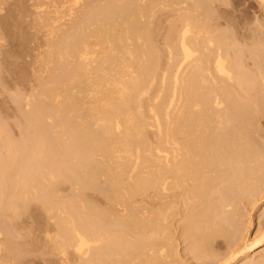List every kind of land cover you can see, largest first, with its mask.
<instances>
[{
	"label": "bare ground",
	"instance_id": "1",
	"mask_svg": "<svg viewBox=\"0 0 264 264\" xmlns=\"http://www.w3.org/2000/svg\"><path fill=\"white\" fill-rule=\"evenodd\" d=\"M47 1L38 0V8L46 4L49 7ZM49 1L60 3L53 7L54 11L44 6L47 13L49 9L50 14L55 12V18L73 19L76 14L74 20L82 19L74 25L64 23L67 30H60V35L53 33L55 27L43 37H47L49 49L40 51L41 59L40 52L35 53L41 60V70L47 68L48 75L34 72L38 75V92L35 90L37 94L30 96L33 101L28 102L29 110L22 113V120L27 118L28 126L38 129L37 134L21 133L22 140L14 141L0 123L4 134L3 138L0 136V234L6 233L5 219L15 225L34 207L39 225L52 223L54 227L55 231L48 228L46 235L53 251L58 257L73 254L77 260L73 264H169L175 261L170 255L166 221L169 212L181 204L186 213L182 232L192 238L190 252L197 255L212 250L217 238L229 234L222 223H229L234 215V197L254 188L264 171L263 151L257 143L250 142L251 137L248 140L247 130L255 125L254 118L261 108L252 94L260 85L259 77L264 83L259 54L254 53L256 70H249L242 61L243 51L232 48L230 39L225 40L227 34L211 29L219 27L210 23L207 14L206 21L198 20L199 17L192 21L189 14L182 23L178 21L180 25L176 21V25H167L168 36H163L166 65L167 70L174 66L176 70L173 74L171 69L169 75L165 65L169 76L164 73L158 81L164 72L160 74L159 69L164 66L161 62L165 49L160 42L156 45L162 51L155 46L151 23H156V12H162L157 7L161 0ZM50 14L47 17L53 15ZM171 16L166 18H177ZM45 20L46 24L51 21ZM35 24L40 25L36 21ZM237 120L244 125L240 124L241 129ZM233 125L239 130H233ZM63 185H68L67 193L61 190ZM35 234L39 237V232ZM238 234L233 235L234 244ZM5 242L8 252L4 253L16 258L26 251L29 241L18 245L7 235ZM252 244H244L240 250L247 252ZM6 258L9 262L12 259ZM69 258L65 257L71 263ZM65 259L62 260L66 262ZM242 264H264V260L254 262L246 257Z\"/></svg>",
	"mask_w": 264,
	"mask_h": 264
},
{
	"label": "rangeland",
	"instance_id": "2",
	"mask_svg": "<svg viewBox=\"0 0 264 264\" xmlns=\"http://www.w3.org/2000/svg\"><path fill=\"white\" fill-rule=\"evenodd\" d=\"M20 1L19 0H8V1L5 2V0H3V1L0 0V37H1V40H0V50H1L0 51V64L1 65L3 64V66H4L3 67L4 70H3L2 67H0V70H1L0 71V77H1V79H0V123L2 122L1 123L2 126L5 125L4 129L6 131L9 130L8 132L10 134H8V132H6V133L11 138H13L14 141H21L22 140L23 135L21 133H25L26 132L29 135V133L31 132L32 134H30V136H34L38 132V129H36L34 126H33V128L31 127L32 125L28 126L29 122H28L27 118L25 120H22L25 117L23 115V118H22V113L24 114L27 110H29L28 109V104H29L28 102L30 101V103L32 104L33 100L31 99V97L34 95V92H35V95L37 94L36 91L38 92V90H37L38 89L37 88V86H38L37 83L38 82H36L37 81L36 78L38 77V75L35 76L34 72L36 74H38V73L39 74H43L44 76L48 75L47 74L48 73L47 68L42 67V70H41V68L39 66V64L41 62V60H39V59H41V57H40L41 56V52L43 53V50L46 51L47 48H48V47L46 48V46L48 45L47 41H46L47 37H46L45 40L43 39V37H45V35L48 36L49 35L48 33L52 32L53 29H55V27H57L56 28L57 30L55 29V31H53V33H55L57 35H60V30H61V33L63 31H65L64 29L67 30V28H66L67 24H64V23L68 22L69 24L72 23L74 25V23L76 24L77 22L81 21V20H79L81 18L80 16H79L80 18L78 17L79 19L74 20V18L77 17V16H75L76 14L74 15V17L72 16L73 19L70 16L67 17V18L64 17L65 19L61 18L62 20L57 19V18H55L56 17L55 16V12H52L53 15L51 16L52 13L50 14V12H51L50 9H49L48 13L50 14L51 17H49V16L47 17V15H48V13L46 12L47 9L51 7V10H52L53 7L59 6L60 3L59 4L56 3L57 4V6H56V4L53 3L52 1L50 3L49 0L48 1L47 0H45V1L44 0H39L40 3H44V2L47 1L49 7H47V4L45 3L46 6L45 5L44 6L47 9L44 10V6H42L43 4H41V6H42L41 8L42 9L38 8V7H40L39 6L40 4L38 3V0H36L37 2L35 1L36 4L34 3L35 5H37V7L35 5H33V6L31 5V3L34 2V0H28V1L25 0L26 2L24 0H23V2L22 1L20 2ZM161 1L164 2L165 6L162 7L163 3L161 2L162 3V5H161V3L159 2L160 5H158L157 7L158 8H159V6H160V8L162 7V9L159 8V11L163 12V10H164V12L163 13L159 12L160 13L159 14L158 11H157L156 14H155V15H157V16H155V18L156 17L160 18V19H158V20H160V22H158V23L160 24V28L161 29H158L159 28V24L156 25V23L158 21L157 18L153 19V22H156V23H154V24L151 23V31L152 32L155 31L154 33H151V34H152L153 41H156L154 43L156 47H158L159 42H160V46L162 45L164 49L166 48L165 47V42L166 41H164V39H166V38H164V37L168 36L167 33H168L169 29L166 30V28H169V27L167 25H170L172 22H173L172 24L176 25V23L174 21L177 22V25H180L182 23V21L185 20L186 17L189 14H190L189 16L192 17L191 19L194 18L192 21H195L196 19H198V17H199L198 20L201 21V19H204V21H206L205 15L207 14L208 15L207 17L210 18L209 19L210 23L214 22L215 26L219 27V29L218 28L215 29L214 27H211V29L213 31H215V32H216V30L217 31L220 30V32H218V34L219 33H223V35L227 34V35H225L226 36L225 40L228 42L229 41L228 39H230L229 43H232V48L233 49L235 47H236V49L240 48L243 51L242 55L244 57H242V61L245 62V64L244 63L243 64L246 65L249 70H251V68L254 70V68L256 66L255 65V60L257 59V57H255L254 53L259 54V59L261 60L262 64L264 65V0H212V1L211 0H203L204 2L202 0H198L200 3L197 2L196 3L197 5L194 3L193 0H188V1L187 0H181V1L180 0H177V1L174 0L175 3L168 2L166 0H161ZM179 2H180V4H179ZM181 2H183V3H181ZM50 4H52V5H50ZM176 4L179 5V8H178V6H176ZM199 4H200V6H198ZM168 5H171V6L173 5L174 8L172 6L171 7L172 9H171L170 6L168 7ZM180 5L182 6L181 8H180ZM10 6H12V7H10ZM31 6L33 7V9L31 8ZM166 7H167V9H166ZM176 7H177V11L175 10ZM188 7H189V9H188ZM192 7H193V9H192ZM168 8L170 10H168ZM34 9H35V11H34ZM36 9L40 10V12L37 11ZM180 9H183L182 12H181ZM186 9H188V10H186ZM32 10L34 11V13H31V12H33ZM42 11L47 13V15L45 16ZM52 11H54V10H52ZM178 11L180 12V15L176 14V13H179ZM36 12L37 13L39 12V13L34 15ZM165 12L166 13L169 12V13L166 14ZM197 12H199V13L197 14ZM206 12H208V13H206ZM209 12L211 13V15H210ZM26 13H28V14H26ZM41 13H43V14H41ZM173 13H175V15H173ZM30 14H32V15H30ZM161 14H163V15H161ZM164 14L166 16H171V15H173V16L177 15L178 16L179 15V19H178L177 16H176L177 18L171 16L173 18L169 19L170 17L166 18V16H164ZM193 14H195V15H193ZM182 15H183V17H185L184 19H183V17H181L182 19L180 18V16H182ZM36 16L37 17L39 16L40 18L37 19ZM43 17H45L46 19H49L48 21H50V19H51V21L49 22L51 24L53 22H55V23L52 24L53 27H51L49 23L46 24V20H45V18L43 19ZM52 17L55 18L56 20L52 21V19H53ZM163 17H165V18H163ZM216 17H218L217 20L215 19ZM68 18L73 20V22L71 20L68 21L69 20ZM66 19H68V20L66 21ZM41 20H42V22H40ZM167 20H169V21H167ZM35 21H36L37 24L41 25V28L42 27H44V28L40 29V27H39L40 25H38L37 26L39 28V30H38L37 27H36ZM58 21H59L60 24L57 23ZM62 21H64V22H62ZM162 21H163V24H161ZM178 21H180L181 23H179ZM215 21H218V22H215ZM41 23L45 24V26H43ZM61 23L63 25H61ZM217 23H219L220 25H216ZM34 24H35V26H34ZM48 24H49V26H48ZM154 25H156V26H154ZM59 26L60 27L61 26H64V27L66 26V27L65 28L63 27L61 29V28H58ZM153 26L155 27V30H154ZM157 26H158V28H157ZM45 27H47V28H45ZM48 27H49L50 31H48ZM70 27L71 26L68 25V28H70ZM15 29H16V31H15ZM45 29H47V31H46L47 33L45 31H43ZM161 32L163 33V35L161 34ZM153 34H155V35L158 34V36L155 37V35H153ZM160 34H161L162 37L164 36V34H166V35L162 38V37L159 36ZM228 34H229V36L230 35L231 36L229 37ZM153 36L155 37V39H154ZM256 36L259 37L258 40H257ZM157 37L159 39H157ZM227 37H229V38H227ZM232 37H233L234 40L232 39ZM231 39L233 40V42H231ZM163 41H164V44H163ZM38 42H40V44H38ZM42 42H43V48L44 49H42ZM156 43L158 45H156ZM234 43H235L236 46L234 45ZM29 45H30V47H29ZM36 45L39 46V47H36ZM44 45H45V47H44ZM2 46H4V47H2ZM6 46L8 47V49H7ZM13 46H14V48H13ZM48 46L50 47V45H48ZM160 46L158 47L159 49H160ZM37 48H39V50ZM163 48H162V50H163ZM14 49H16V50H14ZM34 49H35V51H34ZM36 51L38 52V54H39L40 51L41 52L38 55V54H35ZM165 51H166V49L162 51L164 60H162V62H161V64H164V66L160 65V69H159L160 70V72H159L160 74L162 73V71H164V72L162 73L163 75L158 76V77H160V80L158 79V81H161L163 76L167 75L166 71L167 72L169 71V75H170L172 73L174 74V71L176 70L175 66H174L175 69L174 68L172 69V67H171L170 69L167 70V65L166 64L168 63V57L166 56L167 54H166ZM164 54H165V56H164ZM37 55H38V57H40L39 59H37ZM4 57H6L5 60H4ZM165 57L167 58V60L165 59ZM1 58H2V60H1ZM36 60H39V61H36ZM32 61H33V63H32ZM163 61H165V62H163ZM31 64H33V65H31ZM36 64H37V66L39 68L36 66ZM165 65H166V71H165ZM12 66H13V68H12ZM162 67H163L164 70H161ZM31 69H32V71H31ZM171 69L173 70V72H172ZM170 70H171L172 73H170ZM255 70H256V68H255ZM43 71H44V73H43ZM11 73H12V75H11ZM164 73H165V75H164ZM32 75H34V76H32ZM169 75H167V76H169ZM257 76L259 77L258 74H257ZM260 79H261V77L258 78L259 84L261 85V88H260V85L258 84L259 86L257 85L258 86L256 88L257 90L255 91L253 89L254 90L253 93L251 92L252 94L255 93L254 96L252 94L251 95L253 96L254 99L256 97L255 100H257V98H258L257 103H259L258 105H261V106H259V107H261V108H259L261 113H260L259 110H257V112L259 111L257 114H259L260 117L256 114V116L258 118H256V116H255L254 119L256 120L257 125L255 123L256 126L255 125L252 126V127L250 126V129H249V128H247V126L249 127V125L247 124L246 128H247V130H249L248 140H250L252 138L253 140H250V142H254L255 144L257 143L256 145L259 147L258 149L260 150V152L263 151L262 153L264 154V91L262 90V89H264V87H262L264 83H262L263 80L261 82ZM3 80H5V81H3ZM3 84H4V86H3ZM26 88H27V90H26ZM15 94H17V95H15ZM255 95H257L258 97L255 96ZM16 96H18L17 98H20V99H17ZM27 96L29 97L30 100L28 99ZM252 96H250V97H252ZM26 97H27V99H25ZM260 98H261V100H259ZM16 99H17V101H16ZM21 99H22V101H20ZM18 102L20 103V105H19ZM21 107H22V109H21ZM24 109H26V110H24ZM20 111H22V112H20ZM18 117L20 118V120H19ZM48 119L51 120V118H48ZM16 120H17V122H16ZM49 120H48V123H50L52 121L51 120L49 122ZM24 123H27V124L24 125ZM236 123H237L238 126L235 123H234V125H236L239 129H241V125H243V124L240 123L241 124L240 125L239 121L236 122ZM244 124H245V121H244ZM234 125L232 127L233 130H234V128L237 129V127L234 126ZM243 126H242V129H243ZM7 127H8V129H7ZM21 127H23V128H21ZM30 128H32V129H30ZM24 129H26V130L23 131ZM239 129H237V130H239ZM251 129H252V131H251ZM257 130H258L259 133L257 132ZM253 131H254V134H253ZM0 134H1L0 135L1 137L4 135L3 131H2V128L0 129ZM263 164H264V162H263ZM262 172H263V175L262 174L260 175L261 176L260 177L261 181H259V183L256 186H254V188H251L248 191V193L247 192L245 194L242 193V194L234 197V199H233L234 202H232L233 205H234V206H232L233 211H231V215L233 213H234V215H232V218L229 221V223L228 222L227 223L226 222L222 223L223 227L228 231L229 234L225 235L224 237L220 236L219 238H217V243L215 242L214 248H212V250L203 252V254L200 253V254L196 255L195 253L190 252L191 251V246H192V238L189 237V236L184 235L183 232H182V222L184 220V216H185L186 213H185L183 207L181 206V204H180V206H178V208L175 211H173V213L169 212L168 219H167L166 223H167V231L169 233L168 237H169V239L170 238L171 239L168 242H169V244L171 243L169 245L171 248L169 247V249H170V255L172 254L171 256L173 258L172 261L173 260L175 261V263L170 262L169 264H242L243 261L246 259V257L251 258L252 260H254V262L255 261H259V259L260 260L261 259L264 260V238H263V236H264V171H262ZM67 186L68 185H63V189H62V186H61V190H63V192L67 193V191L69 190V187H67ZM64 189H67V190L64 191ZM60 193L62 194V192H60ZM66 193H64V194H66ZM31 209H30V213L29 212L27 213L28 214V218L30 217L29 219L27 218V214H26V215H23V217H21V219H19L20 223L17 220L18 223H16L15 225H17V227L20 224L22 225V226L20 225V227H18V228L9 219H5L4 220L3 224H4V227H5V230H6L5 232L6 233H1L0 234V240H1L0 241V246H1V248H0V264H5V263L7 264V262H8V264H15L16 262H17V264H24V262H25V264H33V262H34V264H45V263L46 264H68L69 261H67V260H68V258L71 255L73 256V259H72V257H70L71 259L69 258L70 261L72 260L71 263L72 264L73 263H77V260H75L76 258L74 259L75 256L73 254H71V253H70L71 255L68 254L67 256H65L67 260L65 259V257H60V256L58 257V254L55 251H53V246H52L53 244L51 245V242L48 241V238H47L48 236L46 237V235H48V233H49L48 228L51 229V227H52L51 224L52 223L49 226H47V225H45V223L42 222V224H44L47 227L46 228L45 226H43V227H45L44 230H43V227H42L41 223L39 225V223L37 222L38 220H36L37 217H35V216H37L38 211H36V209L34 207L31 208ZM32 211H34V212L36 211V212L32 213ZM179 212H180V214H179ZM172 215H174V216H172ZM22 218L25 219V220H23ZM32 219H35V220H32ZM31 220H32V223H31ZM231 221H233V223H230ZM30 223H31V225H30ZM231 224H232V226H230ZM24 226H25V228H24ZM30 226L32 228H29ZM40 227H42V228L40 229ZM37 228H38V230H37ZM27 229L30 230L29 233H28ZM45 229H46V231H45ZM19 230H21V231H19ZM40 230H42L44 232H41ZM51 231L52 232L55 231L54 227H52ZM51 231H50V234H53V233H51ZM38 232H39V237H38V234H35V233H38ZM236 232L239 233L238 234V236H239L238 240H240V241L237 240V242H236L237 245H236V243L234 244V242H232V240H233L232 238H234L233 235ZM25 233H26L27 237H25ZM7 235L10 236V237H13L15 239V241L18 242L17 243L18 245H25L26 242L29 241L27 243L28 245H25V247L26 246L28 247V248L27 247L25 248L26 251H24V253L20 254L16 258L14 256L12 257V255L10 256L9 253L5 254L4 250H5V252L7 251L6 248H5L6 247L5 238H6ZM22 235H24V236H22ZM28 236H29V238H28ZM32 237H34V238L37 237V238H39V240L37 238L36 239H34V238L32 239ZM41 239H43L42 240L43 244L41 243ZM258 239L262 240V241H259ZM33 240H35L34 244H33V242H34ZM30 241H31V243H30ZM38 241H39V243H41V245L38 243ZM252 242H253V244H252L253 248L251 247V249L249 251H247L248 254H247L246 251H243L244 252L243 253L242 250H240L241 247L244 244L248 245L249 243L251 244ZM44 244H45V246H42ZM49 244L52 247H49L50 246ZM36 246H37V248H36ZM48 247H49V250H48ZM34 248H35L36 251L33 250ZM41 250H43V251H41ZM46 250H48V252L51 250V252L49 254H47L48 252L46 253L45 252ZM211 251H212L213 254L211 253ZM30 252H32V253H30ZM40 252H42V253H40ZM52 252L57 254V255L52 254ZM26 253H28L27 254L28 256L26 255ZM31 255H33V256L35 255V257H33V256L31 257ZM207 255H209V256H207ZM7 256H8V259L12 258L10 260V262H9V260H6ZM49 257H51V258H49ZM17 258H19V260ZM58 258H59L60 262L58 261ZM42 259L44 260V262H43ZM62 259L63 260L65 259V261L67 263L64 262ZM12 260L14 261V263L12 262ZM29 260H31V261H29ZM47 260H49V261H47ZM61 261H63L64 263L61 262ZM26 262H28V263H26Z\"/></svg>",
	"mask_w": 264,
	"mask_h": 264
}]
</instances>
